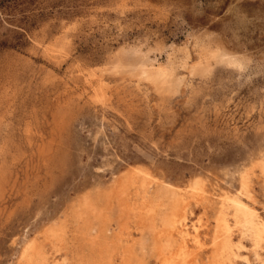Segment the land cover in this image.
I'll return each mask as SVG.
<instances>
[{
    "label": "rangeland",
    "instance_id": "rangeland-1",
    "mask_svg": "<svg viewBox=\"0 0 264 264\" xmlns=\"http://www.w3.org/2000/svg\"><path fill=\"white\" fill-rule=\"evenodd\" d=\"M139 169L134 207L145 191L168 196L161 213L185 200L175 264L260 263L264 243L237 228L238 257H217L214 232L225 196L264 220V0H0V264H24L34 241L49 264H82L85 197ZM128 216L137 254L159 264Z\"/></svg>",
    "mask_w": 264,
    "mask_h": 264
},
{
    "label": "bare ground",
    "instance_id": "bare-ground-1",
    "mask_svg": "<svg viewBox=\"0 0 264 264\" xmlns=\"http://www.w3.org/2000/svg\"><path fill=\"white\" fill-rule=\"evenodd\" d=\"M216 51L217 52L214 51V53L210 52V56L217 58L221 57V60H234L237 62L230 53L223 52L222 50ZM142 173L144 175L147 174L141 169H139L137 173L132 171L129 176H126L123 181L119 182L113 194L105 193L95 198H92V196L88 194L85 197L84 202L81 204L82 211L85 212L78 213L77 215H79V217L81 216L80 218L84 222L88 216L92 215V217L96 218V226L93 228L87 226V228L79 230L78 234L77 232L72 233L76 240L75 246L79 249V251H76V258L80 260L82 264H114L116 258H119L122 264H146L144 258H140L137 254V242L133 239H129V236L125 233V229H130L127 224L123 222L125 213L129 215L128 218H132L133 216V218L135 217L137 219L141 230H143L145 226L146 229H149L152 237L150 241L151 245L149 246L152 247V253L159 264H175V258L186 251L187 245L184 244V239L186 238L182 230L184 226L183 221L186 220L184 218V211L186 208L184 199L174 198L171 203L172 208L166 213H161L158 207L168 196L156 198L150 196L149 193L145 191L142 192L143 200L137 207H134V203L129 201L128 195L132 186L135 189H141L142 186L148 184V182L146 183L147 178ZM141 175H143V177H141ZM137 181H141L142 185L138 186ZM242 188L246 194H249L248 183L245 180L243 181ZM113 198L117 201L118 212H113V208H111ZM96 208L100 210V212L94 216V211L97 210ZM221 208L217 216L216 229L214 232L216 256L221 258L227 254V259L230 258L231 255H233L232 257L234 258L238 257L236 250L242 249L243 246L241 243H239V245L233 241L232 237L234 229L236 228L240 230L242 236L247 235L248 238H251L255 250L261 248L264 243V220L260 218L257 211L239 197L232 196H225L222 199ZM229 208H232L234 211L231 214L234 226L231 225L229 221ZM113 222L116 224V228H113ZM58 229H60L59 232L61 235H58L60 237L63 235V226L61 225ZM64 232H66V230ZM56 233L57 230L55 231L52 229L49 231L48 235L49 237L55 238ZM176 233L181 237V243L177 244V239L175 238ZM187 236L186 234V237ZM195 241L196 244H201L197 237H195ZM53 249H56V247L53 246ZM258 253L259 252L256 251L255 256L260 259L259 264H264V257ZM22 258L24 264L50 263V259L45 251V245L35 241L24 249Z\"/></svg>",
    "mask_w": 264,
    "mask_h": 264
}]
</instances>
